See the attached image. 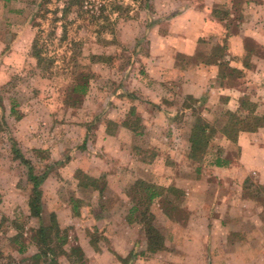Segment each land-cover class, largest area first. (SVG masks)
<instances>
[{"label":"rangeland","instance_id":"rangeland-1","mask_svg":"<svg viewBox=\"0 0 264 264\" xmlns=\"http://www.w3.org/2000/svg\"><path fill=\"white\" fill-rule=\"evenodd\" d=\"M42 1L0 0V264H33V229L50 224L56 209L70 253L79 244L90 257L134 252L141 264H264V184L250 173L240 189L213 167L218 156L234 159L240 152L223 134L225 99L197 102L182 80L154 79L148 38L163 20L156 0H74L68 9L69 0H50L40 9ZM161 23L164 29L167 23ZM64 25L68 37L60 41ZM53 26L57 38L50 34ZM40 29H46L45 58L54 64L39 65L32 55ZM177 59L180 65L191 61ZM226 73L232 81L238 76L228 68ZM85 78L88 92L77 95L74 84ZM157 85L173 98L160 104L172 119L158 118V105L149 99ZM200 118L213 136L206 154L193 159L187 141ZM105 128L113 138L100 145L94 135ZM71 160L82 167H72ZM98 163L105 168L94 177L100 189L84 186ZM30 165L36 174L49 173L41 186V219L30 213ZM141 178L181 192L176 219L158 201L152 206L167 244L154 261L147 258L154 254L146 252L143 225L128 220L126 192ZM66 256L61 264H73Z\"/></svg>","mask_w":264,"mask_h":264},{"label":"crops","instance_id":"crops-1","mask_svg":"<svg viewBox=\"0 0 264 264\" xmlns=\"http://www.w3.org/2000/svg\"><path fill=\"white\" fill-rule=\"evenodd\" d=\"M155 5L158 8L157 12L163 13V16H160L163 20H158L150 29L148 38L150 40L148 59L154 64L152 70L155 72L154 79L159 78L163 82L165 79L172 81L180 79L181 87L187 96L205 102L214 99L215 96L224 98L227 108L234 112L240 111L242 102L247 101L254 105V115L263 116L264 0H240L237 5L233 0H156ZM163 21L167 23L164 29L160 26ZM180 55L187 56L191 61L180 65L177 59ZM227 68L238 72L235 81L229 79ZM158 85L154 89V95L149 99L156 107L158 105V118L172 119L173 113L163 110L160 104L172 102L173 98L163 93ZM241 112L246 113V116L249 114L245 110ZM129 114L131 113H126V116ZM140 115L142 118L145 117L143 113ZM153 117L155 119L156 115ZM111 119L113 122L117 121L116 115ZM98 127H101V124ZM106 128L103 132L101 129L96 130L99 135H94L100 145L113 138V134ZM236 144L240 149L239 155L234 159L218 156L221 162L217 165L216 158L214 169L219 171L223 180H229V184H234L240 189L242 182L251 176L250 173H254L258 182L264 184V126L255 131H241ZM190 147L188 139L186 148L189 155ZM70 165L74 168L82 167L81 163L73 160L70 161ZM104 171L105 168H100L98 163L90 172L92 177L97 178ZM174 180L177 183L180 181L178 178ZM126 195L129 197L128 192ZM58 214L60 209H56V215ZM207 227L211 228L210 222ZM156 254L147 258L154 261ZM140 258V256L131 258L130 253L99 254L93 257L85 254L87 264L144 263L143 260H139ZM59 261L61 263L60 258Z\"/></svg>","mask_w":264,"mask_h":264},{"label":"trees","instance_id":"trees-1","mask_svg":"<svg viewBox=\"0 0 264 264\" xmlns=\"http://www.w3.org/2000/svg\"><path fill=\"white\" fill-rule=\"evenodd\" d=\"M10 1V0H6ZM76 1V0H75ZM74 0L67 1V8L72 6L75 2ZM80 3V0H77ZM50 2V0H44L39 3V8L43 9L47 7L46 5ZM38 9V10H40ZM41 11V10H40ZM42 12V11H41ZM47 12V11H46ZM45 12V13H46ZM38 13H40L38 11ZM82 15V14H81ZM45 17V15H44ZM83 17H85L83 15ZM107 18V16H105ZM77 20V19H76ZM55 25V24H54ZM64 32L63 35L59 38L60 41L65 40L67 36V26H63ZM46 29H40L34 39L32 45V55L37 59L39 65L45 63L46 61L50 64H54L56 60L54 58H45V43H41L44 38L43 34ZM44 32V33H43ZM52 38L56 37V26L50 31ZM99 57V56H93ZM89 81L85 78L84 82H79L74 84L73 92L77 95H85L88 92ZM197 102H202V100H196ZM2 104V101H0ZM15 104L12 105V112L17 113V109L15 108ZM245 107H250V112L247 116L242 117L237 112L227 110L226 114L228 115V121L223 129V134L237 142L239 133L241 131H255L259 127L264 126V116L254 115L255 107L254 105L248 103L247 101L242 102L240 111H244ZM20 117V116H19ZM212 127L201 118L198 120L196 125L192 128L190 134V158H197L199 155H204L208 151L211 137L213 136ZM3 129L0 120V130ZM19 155V151L16 150ZM23 158V157H22ZM198 159V158H197ZM25 162L28 163V160L24 159ZM221 160L217 158V165H220ZM48 172L45 171L41 174H36L34 172V167L30 165V183L32 184V190L29 200V207L31 216L36 218H42L44 211L43 204V191L42 184L48 177ZM86 182H84V186L94 185L95 189H100L97 186L98 180L92 176H85L84 178ZM249 181V178L246 179L245 182ZM171 193L174 195V198H168L165 193ZM129 197L132 202V206L130 208L128 214L129 221H137L143 225L144 233L146 236L147 242V253L155 254L160 251L165 250V236L162 231L158 228L156 224V215L152 210L153 204L157 201L162 207L164 213L169 218H175L174 212H181V208L179 206L180 195L181 192L176 187H166L162 185H158L153 182H149L144 179L137 180L134 185L131 187L128 192ZM76 201V200H73ZM75 208V206H74ZM52 220L50 224H40L37 229H33L34 231V240L37 243L38 251L30 256V260L33 259V264H61L59 258L61 255H67L72 261L76 264H87L85 260V253L81 249L79 244L71 246V253L67 251L65 248L69 243V236L66 235L64 230L60 228L58 219L56 214H52ZM142 252L141 254H143ZM146 254V253H144ZM130 257H137L134 252L130 253Z\"/></svg>","mask_w":264,"mask_h":264}]
</instances>
